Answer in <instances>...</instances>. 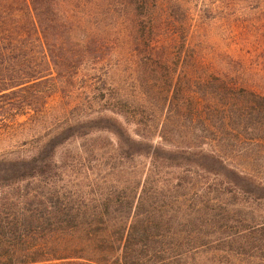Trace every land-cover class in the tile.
<instances>
[{
    "label": "trees",
    "instance_id": "16d2710c",
    "mask_svg": "<svg viewBox=\"0 0 264 264\" xmlns=\"http://www.w3.org/2000/svg\"><path fill=\"white\" fill-rule=\"evenodd\" d=\"M208 23L250 44L256 78L204 41L191 43ZM57 82L76 99L72 108L87 109L53 139L112 134L148 154L142 190L120 209L122 200L95 202L61 179L45 191L22 188L35 157L0 161V264H162L180 250L182 228H192L190 247L203 236L211 181L264 190L250 175L259 161L251 153L264 151V0H0V114L37 112L51 90L41 85ZM118 102L135 118V136L117 118H129ZM94 104L113 115L90 113ZM157 116L168 149L150 141ZM257 165L264 173V161ZM167 226L175 231L163 235ZM163 236L170 245L158 247Z\"/></svg>",
    "mask_w": 264,
    "mask_h": 264
},
{
    "label": "rangeland",
    "instance_id": "374dc122",
    "mask_svg": "<svg viewBox=\"0 0 264 264\" xmlns=\"http://www.w3.org/2000/svg\"><path fill=\"white\" fill-rule=\"evenodd\" d=\"M119 15L121 13L117 12L116 16ZM122 39L123 35H120L119 45ZM190 39L191 43L202 40L215 51L224 52L240 61L246 70L243 77L256 78L252 54L247 52V50L251 52L250 44L238 35V31H221L218 23H208L203 31H193ZM129 72L128 69L125 75ZM116 77L126 83L130 82V79L122 74H117ZM145 85L149 84L145 82ZM48 86L51 87V90H48L49 95L46 92V98L37 100L39 105L37 112L28 110L19 114L14 112L0 114V161L35 157L34 162L38 163L36 169L32 170L35 177L26 178L28 175L23 177L22 188L45 191L44 183L50 179L51 181L61 179L57 185L62 183L72 185V188L83 192L88 199H95V202L101 198L104 200L108 198L111 201L120 199L122 200L120 209H126L135 203L150 163L149 155L136 153L128 143L118 141L112 134L95 133L88 138L80 136L66 138L59 135L58 139H53V136L63 131L66 125L73 123L74 119L81 118L83 110L87 108L79 106L72 108L76 99L69 97L66 93L70 89L61 88L63 85L59 82L41 85L42 89ZM73 90L78 91L76 88ZM102 105L94 104L89 112L105 111L106 104ZM118 105L116 108L122 109L129 118L126 120L120 116L117 118L127 131L135 136L133 130L138 127L130 122L135 118L129 114L128 106H121L120 103ZM135 112L142 113L140 109H135ZM100 114L113 115L109 111ZM154 123L155 128L150 132V141L153 145L168 149V145L162 143L156 131L158 116L154 118ZM48 142H53V146L47 145ZM52 147H55L54 151ZM251 154L253 159L259 161L251 166L255 171H251L250 175L253 179H263L264 182V173L256 171L257 164L264 161V151L260 154L254 152ZM246 162L243 159L234 160V164L241 169ZM232 179L220 177L216 181H211L212 186L203 195L209 202L207 209L209 221L201 229L203 236L190 247L188 236L192 228H182L179 239L175 238L173 241L175 244L180 243V250H177L176 244L177 247L165 255L162 264H264V198L260 197L264 195V190L253 192L247 187L241 189V183L244 185L249 183L240 180L237 183ZM109 204L113 205L112 202ZM130 219L125 211L123 221L128 222ZM171 228L172 226L164 227L163 235L170 233ZM170 241L167 236H163L157 245L168 246ZM179 251L181 255H176L175 258Z\"/></svg>",
    "mask_w": 264,
    "mask_h": 264
}]
</instances>
